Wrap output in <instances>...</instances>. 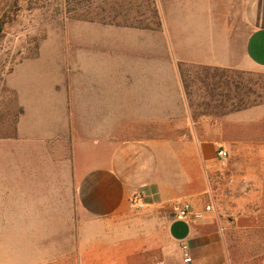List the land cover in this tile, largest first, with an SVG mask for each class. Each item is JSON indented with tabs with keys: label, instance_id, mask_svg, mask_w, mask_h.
I'll return each mask as SVG.
<instances>
[{
	"label": "crops",
	"instance_id": "crops-1",
	"mask_svg": "<svg viewBox=\"0 0 264 264\" xmlns=\"http://www.w3.org/2000/svg\"><path fill=\"white\" fill-rule=\"evenodd\" d=\"M147 5L141 23L88 28L69 89L57 78L59 88L34 83L19 92L23 110L6 140V176L14 194L32 186L46 201L65 202L64 216L80 213L98 264H172L173 256L184 264L183 242L192 264H224L213 185L217 150L233 145L194 120L179 63L264 72V0ZM136 193L143 210L129 208ZM175 201L213 209L179 221Z\"/></svg>",
	"mask_w": 264,
	"mask_h": 264
},
{
	"label": "rangeland",
	"instance_id": "rangeland-1",
	"mask_svg": "<svg viewBox=\"0 0 264 264\" xmlns=\"http://www.w3.org/2000/svg\"><path fill=\"white\" fill-rule=\"evenodd\" d=\"M14 1L0 0V22L6 24L0 32V264H98L80 213L64 216L70 213L65 202L46 201L32 186L24 196L13 193L6 140L23 110L20 91L34 83L59 88L57 78L69 89L88 28L141 23L149 0ZM255 73L262 74L256 78L260 87L264 72ZM193 91L201 102L205 91L198 85ZM190 109L201 127L219 129L233 145L229 164L213 185L212 204L218 200L215 210L227 244L224 264H264V103L236 112ZM54 213L59 216L48 217Z\"/></svg>",
	"mask_w": 264,
	"mask_h": 264
},
{
	"label": "trees",
	"instance_id": "trees-1",
	"mask_svg": "<svg viewBox=\"0 0 264 264\" xmlns=\"http://www.w3.org/2000/svg\"><path fill=\"white\" fill-rule=\"evenodd\" d=\"M5 25L0 22V32ZM179 71L192 109L213 107L216 112H236L264 103V84L256 87L259 84L256 78L262 74L187 63H179ZM196 85L205 91L201 102L193 99Z\"/></svg>",
	"mask_w": 264,
	"mask_h": 264
},
{
	"label": "built area",
	"instance_id": "built-area-1",
	"mask_svg": "<svg viewBox=\"0 0 264 264\" xmlns=\"http://www.w3.org/2000/svg\"><path fill=\"white\" fill-rule=\"evenodd\" d=\"M217 158L221 167V171H223L229 164L230 153L224 148L220 147L217 150ZM146 202L144 195L141 193L134 194L129 201V208L131 210H143L146 208ZM213 209V205L209 204L205 206L204 211L196 210L190 203L175 201L172 203V211L175 219L179 221H186L192 219H202L204 217L205 212H209ZM181 254L182 260L184 264H192L193 257L191 253L190 245L187 242L181 243ZM157 264V263H153Z\"/></svg>",
	"mask_w": 264,
	"mask_h": 264
}]
</instances>
